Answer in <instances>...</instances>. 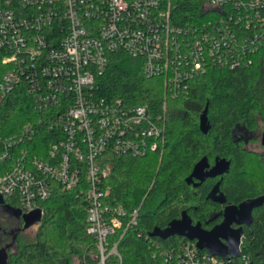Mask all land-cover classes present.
<instances>
[{
  "label": "built area",
  "instance_id": "1",
  "mask_svg": "<svg viewBox=\"0 0 264 264\" xmlns=\"http://www.w3.org/2000/svg\"><path fill=\"white\" fill-rule=\"evenodd\" d=\"M202 17L178 23L172 0H0V106L22 86L38 119L18 133L0 134V195L23 213L42 209L56 185L85 196L98 264L119 257V241L138 224L107 201L105 181L122 156L163 153L167 100L188 98L191 81L211 69L249 67L264 48V0H204ZM142 62L148 78H162L165 112L149 104L98 94L111 56ZM40 127L51 143L33 153ZM35 149V148H34ZM36 151V150H35ZM163 264H257L247 254L225 259L182 240L161 251Z\"/></svg>",
  "mask_w": 264,
  "mask_h": 264
},
{
  "label": "trees",
  "instance_id": "2",
  "mask_svg": "<svg viewBox=\"0 0 264 264\" xmlns=\"http://www.w3.org/2000/svg\"><path fill=\"white\" fill-rule=\"evenodd\" d=\"M172 2L178 23L202 17L204 0ZM6 68L0 50V77ZM97 91L106 98L147 103L154 115L165 112L162 78L146 77L142 62L123 52L111 56L108 68L98 78ZM190 91L188 98L167 100L163 153L119 157L105 181L109 203L128 211L142 205L138 224L129 227L121 239V234L111 237L112 241H119L121 257L111 254L106 264H163L161 251L177 247L185 238L173 235L161 239L150 234L156 227H168L183 211H187L193 222H201L208 228L222 220L223 206L206 197L216 181L206 180L196 194L186 181L204 156L212 163L217 158L231 162L221 181L227 203L239 204L264 195V149L257 152L236 136L238 127L254 133L259 118L264 120V48L249 67L211 69L194 78ZM207 105L211 128L203 133L200 115ZM37 119L34 101L19 86L0 106V134L18 133L25 123ZM49 135L46 128L40 127L31 143L33 153L38 147L50 145ZM7 201L12 206L18 205L13 200ZM42 209L43 218L37 223L35 237L25 239L19 235L16 247L9 251L8 264H71L74 258H81L86 264H98L97 239L87 231L85 196L56 185L54 195L43 202ZM253 216L252 225L244 228L242 254L264 264V204L254 209Z\"/></svg>",
  "mask_w": 264,
  "mask_h": 264
},
{
  "label": "water",
  "instance_id": "3",
  "mask_svg": "<svg viewBox=\"0 0 264 264\" xmlns=\"http://www.w3.org/2000/svg\"><path fill=\"white\" fill-rule=\"evenodd\" d=\"M211 124L208 117V105L200 115V129L203 133H208ZM264 144V134L262 138ZM230 160L226 158H217L215 164L210 166L206 157L202 158L196 163L192 174H190L186 181L191 184L193 178L200 180L195 185H200L206 177L222 176L230 169ZM209 168L208 171H205ZM221 181H218L214 188L208 195V198L226 203L227 199L223 192H220ZM264 204V195L256 198H248L239 204H226L222 215L223 220L215 224L211 229L203 228L200 222L193 223L187 211H183L180 218L174 219L170 222L168 227H156L150 236H156L161 239H167L173 235H179L186 239L196 241V245L200 249H206L212 255H217L225 259L237 258L242 251V243L244 236V225L250 227L252 225L254 216V209ZM0 206H4L8 213L22 218L24 226L22 229H27L37 223L43 218V211L36 209L30 213H23L20 208H16L5 204V200L0 195ZM13 244H8L0 248V264H8L9 249H12Z\"/></svg>",
  "mask_w": 264,
  "mask_h": 264
},
{
  "label": "flooded vegetation",
  "instance_id": "4",
  "mask_svg": "<svg viewBox=\"0 0 264 264\" xmlns=\"http://www.w3.org/2000/svg\"><path fill=\"white\" fill-rule=\"evenodd\" d=\"M236 136H237V139L244 140L245 143H246V146H248V147H249L248 143L257 140V136L253 135V132L246 130L242 126L237 128V130H236ZM262 138H263V136H262ZM261 142H262V140H261ZM262 145H263V148H264L263 142H262ZM204 157L207 158V156H204ZM207 160H208L210 166H213L215 164V162L214 163L210 162L208 158H207ZM193 169H194V167H193ZM193 169L191 170L190 174H192ZM208 170H209V168H206L205 169V171H208ZM224 175H222V176L219 175V176H216V177H206L205 180L200 185H198V186H196L195 184L196 183H199L200 180L197 179V178H193L192 183L189 184V185L191 186L192 191H194V193L196 194L197 193V189L200 188L203 185V183L206 182V180H208V179H214L216 182L209 189V191L207 192V196H206L207 199L212 200V199L208 198V195L211 192V190L214 188V186L216 185V183L218 181H222V178H223ZM220 192H223L224 193V191L221 189V184H220ZM224 195H225V193H224ZM212 201L223 206L222 211L220 212V215L222 216V220H223L222 212H223L226 204H230V203H227V201H226V203L222 204V203L217 202V201H214V200H212ZM211 221H212V219H211ZM220 222H218V223H220ZM193 223H197V222H193ZM23 226H24V221H23L22 218H18L16 216L8 213L7 211H5L4 206H0V248L1 247H5L6 245L12 244V243H14V244H13V247H11V248L12 249L15 248L16 247V243H17V239H18L19 235H23L26 231H28L29 229H31V227H33L34 225L31 226V227H29V228H27V229H22ZM212 227L208 228V227H204L203 226V228H205V229H211ZM245 227H247V226L244 225V228ZM12 249H9V251H11Z\"/></svg>",
  "mask_w": 264,
  "mask_h": 264
},
{
  "label": "rangeland",
  "instance_id": "5",
  "mask_svg": "<svg viewBox=\"0 0 264 264\" xmlns=\"http://www.w3.org/2000/svg\"><path fill=\"white\" fill-rule=\"evenodd\" d=\"M263 133H264V120L259 118L257 128L253 133V135L257 136V140L248 143L249 147L257 152H262L264 149L261 142ZM252 167L255 168V166L253 165ZM38 228H39L38 224L34 225L33 227H31V229H29L23 234V237L25 239H33L35 237ZM71 264H86V261L85 263H83V260L81 258H74Z\"/></svg>",
  "mask_w": 264,
  "mask_h": 264
}]
</instances>
